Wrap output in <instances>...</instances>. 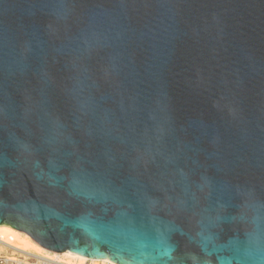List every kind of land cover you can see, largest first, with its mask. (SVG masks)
<instances>
[{
	"label": "water",
	"instance_id": "obj_1",
	"mask_svg": "<svg viewBox=\"0 0 264 264\" xmlns=\"http://www.w3.org/2000/svg\"><path fill=\"white\" fill-rule=\"evenodd\" d=\"M0 225L264 264V0H0Z\"/></svg>",
	"mask_w": 264,
	"mask_h": 264
},
{
	"label": "bare ground",
	"instance_id": "obj_2",
	"mask_svg": "<svg viewBox=\"0 0 264 264\" xmlns=\"http://www.w3.org/2000/svg\"><path fill=\"white\" fill-rule=\"evenodd\" d=\"M0 230L6 231V236L4 238H0V245H2L1 242H4L7 240V238L12 234H18L21 236V240L27 244V247L21 246L19 243L12 245L21 250L26 252H31L33 254H38L40 256H44L46 258H50L52 260H55L57 262L65 263V264H84L86 262H91V264H117L112 261H110L107 258H91L80 254H71L68 252V250L62 251V252H55L51 251L37 242H35L31 236L23 231L17 230L9 225H0ZM2 232V231H1Z\"/></svg>",
	"mask_w": 264,
	"mask_h": 264
},
{
	"label": "built area",
	"instance_id": "obj_3",
	"mask_svg": "<svg viewBox=\"0 0 264 264\" xmlns=\"http://www.w3.org/2000/svg\"><path fill=\"white\" fill-rule=\"evenodd\" d=\"M13 242L14 237L11 235L1 242L4 249L0 251V264H65L38 254L21 251L12 245ZM84 264H91V262Z\"/></svg>",
	"mask_w": 264,
	"mask_h": 264
},
{
	"label": "rangeland",
	"instance_id": "obj_4",
	"mask_svg": "<svg viewBox=\"0 0 264 264\" xmlns=\"http://www.w3.org/2000/svg\"><path fill=\"white\" fill-rule=\"evenodd\" d=\"M2 231V232H1ZM6 231L5 230H0V238H4L6 236ZM14 237V244L19 243L21 246L27 247V244L21 240V236L18 234H12ZM3 246L0 245V251L3 250Z\"/></svg>",
	"mask_w": 264,
	"mask_h": 264
}]
</instances>
